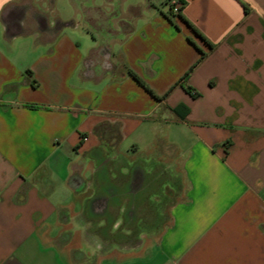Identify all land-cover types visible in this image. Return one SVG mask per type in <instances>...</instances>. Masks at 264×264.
Instances as JSON below:
<instances>
[{
  "label": "crops",
  "instance_id": "obj_1",
  "mask_svg": "<svg viewBox=\"0 0 264 264\" xmlns=\"http://www.w3.org/2000/svg\"><path fill=\"white\" fill-rule=\"evenodd\" d=\"M179 1L0 5V264H264V0Z\"/></svg>",
  "mask_w": 264,
  "mask_h": 264
},
{
  "label": "trees",
  "instance_id": "obj_2",
  "mask_svg": "<svg viewBox=\"0 0 264 264\" xmlns=\"http://www.w3.org/2000/svg\"><path fill=\"white\" fill-rule=\"evenodd\" d=\"M180 3H181V5L183 6V2H181V1H179ZM131 73H132V75L142 84V85H144L152 94H154L153 93V91L150 89V87H148V85L147 84H145L138 76H137V74H135L134 72H132L131 71ZM187 89H188V91H190L191 93H194V92H192V89H191V87H187ZM197 93L195 92L194 93V95H196ZM175 110H176V112H178V113H180V114H182V116H185L188 112H189V108L186 106V105H184V104H180V105H178L176 108H175ZM182 110H184L183 112H182Z\"/></svg>",
  "mask_w": 264,
  "mask_h": 264
},
{
  "label": "built area",
  "instance_id": "obj_3",
  "mask_svg": "<svg viewBox=\"0 0 264 264\" xmlns=\"http://www.w3.org/2000/svg\"><path fill=\"white\" fill-rule=\"evenodd\" d=\"M171 12L173 14H178L182 8L181 3L179 0H170Z\"/></svg>",
  "mask_w": 264,
  "mask_h": 264
},
{
  "label": "rangeland",
  "instance_id": "obj_4",
  "mask_svg": "<svg viewBox=\"0 0 264 264\" xmlns=\"http://www.w3.org/2000/svg\"><path fill=\"white\" fill-rule=\"evenodd\" d=\"M162 219H163L164 221L167 220V213H165L164 216H162ZM152 231H153V229H152Z\"/></svg>",
  "mask_w": 264,
  "mask_h": 264
},
{
  "label": "clouds",
  "instance_id": "obj_5",
  "mask_svg": "<svg viewBox=\"0 0 264 264\" xmlns=\"http://www.w3.org/2000/svg\"><path fill=\"white\" fill-rule=\"evenodd\" d=\"M5 2V0H0V5H2Z\"/></svg>",
  "mask_w": 264,
  "mask_h": 264
}]
</instances>
